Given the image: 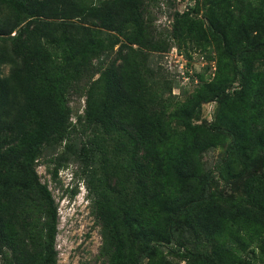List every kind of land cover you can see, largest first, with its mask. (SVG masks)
Listing matches in <instances>:
<instances>
[{"label":"rangeland","instance_id":"1","mask_svg":"<svg viewBox=\"0 0 264 264\" xmlns=\"http://www.w3.org/2000/svg\"><path fill=\"white\" fill-rule=\"evenodd\" d=\"M109 35L98 34L88 66L67 84L65 132L33 162L56 208L54 264H129L136 245L164 236L162 223L171 210L205 193V204L231 217L220 234H202L194 226L196 207L181 216L177 226L188 236L187 248L202 259L193 262L159 249L144 263L264 264V0H123V47ZM41 43L33 36L38 51ZM118 49L127 90L140 93L146 114L157 120L162 171L160 185L149 191L141 190L128 168L119 146L122 133L92 139L96 131L84 120L88 87L93 83L95 93L103 89L104 71L119 62ZM51 54L49 46V60ZM231 54L244 70L242 85ZM40 71L29 68L36 76ZM106 173L119 184L111 182L113 190ZM123 192L136 201L148 231L123 233L126 218L98 216L101 204L123 203ZM34 215L42 212L34 208ZM0 264H14L4 247Z\"/></svg>","mask_w":264,"mask_h":264},{"label":"trees","instance_id":"2","mask_svg":"<svg viewBox=\"0 0 264 264\" xmlns=\"http://www.w3.org/2000/svg\"><path fill=\"white\" fill-rule=\"evenodd\" d=\"M104 31L110 33L112 44L123 47V0H101L88 6L81 0H0V249L9 250L14 264L55 263L56 208L46 185L38 182L33 162L51 140L65 132L69 119L67 84L88 66L98 34ZM33 36L42 41L43 50L31 45ZM49 46L54 50L52 60ZM56 50L60 51L58 55ZM117 53L119 62L104 71L103 89L95 93L93 83L88 87L84 120L96 131L92 139L102 140L110 131L122 133L119 146L129 159L128 168L141 190L149 191L160 185L162 171L159 138L154 132L157 120L146 114L140 103L142 95L127 90L123 49ZM230 58L237 84L242 85L244 70L235 54ZM33 65L41 69L39 76L29 72ZM2 66H7L5 75ZM55 66L60 72L54 71ZM65 152H70V145ZM107 173L106 185L113 190L110 183L118 182L111 181L112 175ZM207 176L203 172L205 183ZM126 197L123 192V203L116 208L98 206V216L126 218L127 230L123 233L133 234L137 228L148 231L136 201ZM208 200V194H200L171 210L162 223L164 236L140 242L130 251L128 263L145 264L144 259L159 249L170 256L201 260L200 252L188 250V236L177 225L181 216L196 207L195 229L202 234H220L223 221L231 216L222 210L216 214L215 208L205 204ZM34 208L42 212L39 218ZM206 260L203 256L204 263ZM152 264L167 263L160 260Z\"/></svg>","mask_w":264,"mask_h":264}]
</instances>
